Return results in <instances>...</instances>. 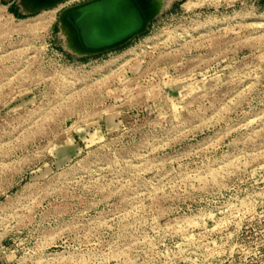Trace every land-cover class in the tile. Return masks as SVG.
Segmentation results:
<instances>
[{"label":"rangeland","instance_id":"374dc122","mask_svg":"<svg viewBox=\"0 0 264 264\" xmlns=\"http://www.w3.org/2000/svg\"><path fill=\"white\" fill-rule=\"evenodd\" d=\"M0 0V264H264V0H168L80 54Z\"/></svg>","mask_w":264,"mask_h":264},{"label":"bare ground","instance_id":"6f19581e","mask_svg":"<svg viewBox=\"0 0 264 264\" xmlns=\"http://www.w3.org/2000/svg\"><path fill=\"white\" fill-rule=\"evenodd\" d=\"M37 0H21L23 7L31 11ZM60 0L49 4L65 3ZM168 0H88L68 7L62 14V32L66 45L76 53L83 47L116 39L148 14L147 21L163 9Z\"/></svg>","mask_w":264,"mask_h":264},{"label":"water","instance_id":"95a60500","mask_svg":"<svg viewBox=\"0 0 264 264\" xmlns=\"http://www.w3.org/2000/svg\"><path fill=\"white\" fill-rule=\"evenodd\" d=\"M58 1H60V0H37L34 2L33 10H31L29 12H36V11L42 10L46 7H50L49 4L55 3ZM163 9H160V10L157 9V14L160 13ZM147 17H148V14L145 15V18L142 20V22H140L135 27H133L132 29H130L129 31H127L126 33H124L123 35L119 36L116 39H112L111 41L100 43V44H94V45H89V46L83 47L81 49L82 53H80V54L93 53V52L101 51V50H104L107 48H112V47H115V46H118V45L125 43L131 37L141 33L146 28V25L148 22L145 24V21H146Z\"/></svg>","mask_w":264,"mask_h":264}]
</instances>
